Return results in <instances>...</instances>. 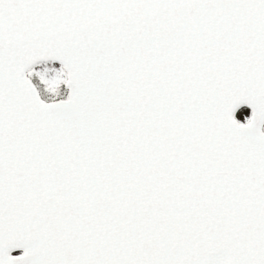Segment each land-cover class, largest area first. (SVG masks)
I'll list each match as a JSON object with an SVG mask.
<instances>
[{
  "label": "snow or ice",
  "instance_id": "6c2138e0",
  "mask_svg": "<svg viewBox=\"0 0 264 264\" xmlns=\"http://www.w3.org/2000/svg\"><path fill=\"white\" fill-rule=\"evenodd\" d=\"M0 264H264V0H0Z\"/></svg>",
  "mask_w": 264,
  "mask_h": 264
}]
</instances>
